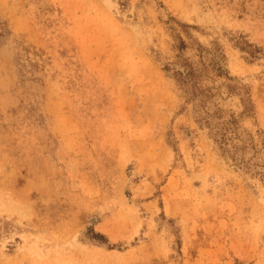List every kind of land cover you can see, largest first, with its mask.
Wrapping results in <instances>:
<instances>
[{"label": "rangeland", "instance_id": "374dc122", "mask_svg": "<svg viewBox=\"0 0 264 264\" xmlns=\"http://www.w3.org/2000/svg\"><path fill=\"white\" fill-rule=\"evenodd\" d=\"M0 264H264V0H0Z\"/></svg>", "mask_w": 264, "mask_h": 264}, {"label": "trees", "instance_id": "16d2710c", "mask_svg": "<svg viewBox=\"0 0 264 264\" xmlns=\"http://www.w3.org/2000/svg\"><path fill=\"white\" fill-rule=\"evenodd\" d=\"M182 67L183 71L177 72L176 76L178 77V82L185 89L186 93H189V91L191 92L195 89L194 82L197 78H199V72L198 69L193 70L191 67H187L186 65H182ZM220 70L221 69H216V72H219ZM205 97L208 98L207 96ZM200 106L204 107L205 101H201ZM244 108L247 111V104L244 105ZM217 120V118H214L213 115H209V113H204V115L198 119L199 122L202 121L204 125H206L212 138L219 145L223 146V144L226 142V139L224 138V131H226V128L222 127V123H219Z\"/></svg>", "mask_w": 264, "mask_h": 264}]
</instances>
